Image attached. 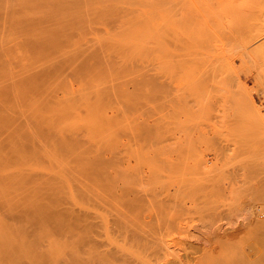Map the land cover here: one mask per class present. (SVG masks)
Returning <instances> with one entry per match:
<instances>
[{
    "label": "rangeland",
    "instance_id": "rangeland-1",
    "mask_svg": "<svg viewBox=\"0 0 264 264\" xmlns=\"http://www.w3.org/2000/svg\"><path fill=\"white\" fill-rule=\"evenodd\" d=\"M160 1L0 0V264H61L71 233L133 264H238L264 3Z\"/></svg>",
    "mask_w": 264,
    "mask_h": 264
},
{
    "label": "bare ground",
    "instance_id": "bare-ground-1",
    "mask_svg": "<svg viewBox=\"0 0 264 264\" xmlns=\"http://www.w3.org/2000/svg\"><path fill=\"white\" fill-rule=\"evenodd\" d=\"M194 1H198V0H194ZM202 1L201 2L203 3V5L212 4V6L213 5L216 6L220 11L217 12V16L218 14L220 13L222 14L224 12L223 14L226 17L225 12L227 7L229 6V8L232 9V10L230 9L231 11L229 10V8L227 9L229 13L235 14L234 12H236V14H238V17L239 16L241 18L244 17L242 13L243 8L240 2H237L236 6L237 5L239 6L240 4L241 9H239L240 7H237L235 8V10H233V8L235 7L234 3L236 0L234 1L233 0H202ZM257 1L260 2V0ZM161 2L162 0L157 3L152 2L150 4H158V3L160 4ZM232 2H234L232 5L233 8L231 7ZM261 2L264 3V0H262ZM226 13L228 14V12ZM221 14L219 15V17L223 18V14L222 16ZM22 81L23 80L19 82ZM242 99L245 100V98ZM250 176L251 177H249V175L248 176L244 175L243 177H240V179L236 181V186H235L237 189H239V193H240L238 199V206L240 208V216H241V218L238 220V225L236 227L237 228L236 231L238 232L239 246H240V249H238V260H239L238 264H264V174H262L261 171H255V173H253ZM118 216L121 218V220H119V217H117V215L113 217V219L115 220V224L117 223L115 219L116 217L118 218L117 220H119L120 223L123 224V217H121V215ZM78 218H80V216ZM82 218L87 219L84 214ZM123 226L126 227L125 225ZM129 230L130 229H128V231ZM130 234L131 236L133 235L132 240H135L137 236L134 235V233H130ZM137 238L139 239V237ZM88 240L89 239L85 237V239L81 243V239L75 233H71L69 236H67L65 240L66 243L64 246L65 247L64 256L61 264H92L90 262V255L88 252H86L88 251V249L85 248L86 242H89L90 246H96L98 255H97V261L94 264H112L117 261H120L123 264L134 263L133 260H130L127 257H125L124 253H119L120 252L119 250H112L110 247L100 248V244L98 242L93 240L92 241H88ZM206 241L207 239L204 237H201L197 240H191L189 242L190 252L185 251V253L187 254L184 255V257L186 259H188L189 257L194 259L195 256H193V254H195L199 249L197 245L203 244V242ZM83 253L86 254L83 255ZM187 255L189 257H187ZM100 258L102 260L101 262L99 261ZM165 263L167 264L169 262L167 261ZM219 264H223V263H219Z\"/></svg>",
    "mask_w": 264,
    "mask_h": 264
}]
</instances>
